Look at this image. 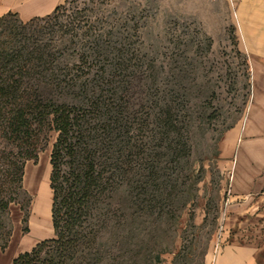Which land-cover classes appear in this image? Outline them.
<instances>
[{
  "label": "rangeland",
  "instance_id": "rangeland-1",
  "mask_svg": "<svg viewBox=\"0 0 264 264\" xmlns=\"http://www.w3.org/2000/svg\"><path fill=\"white\" fill-rule=\"evenodd\" d=\"M62 5L40 40L63 64L77 65L70 72L86 75L91 88L58 97L123 111V174L118 190L105 189L100 203L111 217L107 229L117 215L122 220L123 244L97 255L101 262L87 264H215V244L225 241L221 205L233 179L232 165H225L231 159L220 152L232 147L247 117L253 80L236 3L65 0ZM48 137L35 158L22 160L21 188L1 214L11 235L0 254L8 257L53 235L50 216L46 233L29 241L36 216L31 207L45 195L42 184L52 196L56 132ZM134 141L136 148L130 147ZM17 149L0 133V176L6 157L14 159ZM42 161L44 175L37 177ZM99 168L109 176L108 164Z\"/></svg>",
  "mask_w": 264,
  "mask_h": 264
},
{
  "label": "trees",
  "instance_id": "trees-1",
  "mask_svg": "<svg viewBox=\"0 0 264 264\" xmlns=\"http://www.w3.org/2000/svg\"><path fill=\"white\" fill-rule=\"evenodd\" d=\"M62 7L24 21L15 12L0 16V133L18 148L14 159L5 156L7 169L0 176L1 249L11 235L1 214L21 188L22 160L35 158L49 133L56 132L49 175L53 235L18 253L10 264H87L123 244L122 220L117 215L113 229H107L111 217L100 204L105 189L118 190L123 174V111L58 97L91 88L86 75L70 72L77 65L63 64L40 40L45 24ZM130 147L136 148V141ZM101 156L103 162L98 161ZM101 164H108L109 176L103 175Z\"/></svg>",
  "mask_w": 264,
  "mask_h": 264
},
{
  "label": "crops",
  "instance_id": "crops-1",
  "mask_svg": "<svg viewBox=\"0 0 264 264\" xmlns=\"http://www.w3.org/2000/svg\"><path fill=\"white\" fill-rule=\"evenodd\" d=\"M64 2L0 0V16L15 12L21 20H27L47 15ZM234 2L253 80L247 117L234 134L232 147L222 146L226 149L220 152L225 159H231L225 165H232L233 179L221 205L219 219L225 241L217 251L215 264H264V0ZM40 167L43 161L36 173ZM47 191L32 203L31 210L37 218H33L29 241L48 229L51 196ZM5 256L0 254V264H10L15 257Z\"/></svg>",
  "mask_w": 264,
  "mask_h": 264
},
{
  "label": "bare ground",
  "instance_id": "bare-ground-1",
  "mask_svg": "<svg viewBox=\"0 0 264 264\" xmlns=\"http://www.w3.org/2000/svg\"><path fill=\"white\" fill-rule=\"evenodd\" d=\"M41 163H42V162H41ZM42 170H43V167H40L39 170H38V172L36 173V175H37L38 177H42V175H44ZM47 189H49V188L47 187V185H46L45 183L42 184L41 187H40L41 193H42V192H43V193L45 192V194H47V192H48ZM42 225H43V228H44V229H47V227H46L45 224H42Z\"/></svg>",
  "mask_w": 264,
  "mask_h": 264
},
{
  "label": "built area",
  "instance_id": "built-area-1",
  "mask_svg": "<svg viewBox=\"0 0 264 264\" xmlns=\"http://www.w3.org/2000/svg\"><path fill=\"white\" fill-rule=\"evenodd\" d=\"M220 248V245L218 244V242L215 244V248H214V253L216 254L218 249Z\"/></svg>",
  "mask_w": 264,
  "mask_h": 264
}]
</instances>
